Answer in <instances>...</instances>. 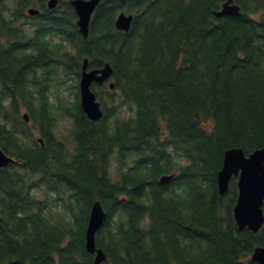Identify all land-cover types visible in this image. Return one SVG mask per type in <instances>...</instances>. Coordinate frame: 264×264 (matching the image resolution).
<instances>
[{
    "label": "trees",
    "instance_id": "trees-1",
    "mask_svg": "<svg viewBox=\"0 0 264 264\" xmlns=\"http://www.w3.org/2000/svg\"><path fill=\"white\" fill-rule=\"evenodd\" d=\"M223 1L103 0L85 38L69 0H0V146L16 159L0 168V264H94L96 199L103 264H259L264 227L239 229L236 178L221 195L217 174L227 149L264 146V0L217 17ZM85 56L115 69L113 90L94 87L98 121L80 104Z\"/></svg>",
    "mask_w": 264,
    "mask_h": 264
},
{
    "label": "water",
    "instance_id": "water-1",
    "mask_svg": "<svg viewBox=\"0 0 264 264\" xmlns=\"http://www.w3.org/2000/svg\"><path fill=\"white\" fill-rule=\"evenodd\" d=\"M101 1L70 0L78 16L77 25L84 37L89 36L93 13ZM58 2L59 0H49V8H55ZM28 12L35 15L39 13V9L31 7ZM214 12L217 17L234 15L241 12V7L235 3V0H226L221 9ZM133 19V14L123 11L116 20V27L129 31ZM88 65L89 59L85 58L80 79L81 105L90 119L99 120L103 118L104 110L92 84L94 82L102 84L106 79L111 78L114 68L110 62L92 70H88ZM110 87L114 88V82L110 83ZM24 117L27 121L30 120L29 113H25ZM40 141L43 143L41 138ZM13 161L15 159L0 147V167L7 166ZM233 177H237L239 190L233 208L235 220L241 230L247 228L258 232L264 225V146L255 149L249 155L242 147L227 149L224 153L223 165L217 174L218 189L221 195L228 191ZM172 178L173 175L165 174L161 176L160 181L166 183ZM106 216L107 212L101 200H94L85 230V247L88 252L94 254V264H102L107 260L106 251L97 245V233L105 222ZM252 259L259 264H264L263 245L254 249Z\"/></svg>",
    "mask_w": 264,
    "mask_h": 264
},
{
    "label": "rangeland",
    "instance_id": "rangeland-1",
    "mask_svg": "<svg viewBox=\"0 0 264 264\" xmlns=\"http://www.w3.org/2000/svg\"><path fill=\"white\" fill-rule=\"evenodd\" d=\"M28 21H31V20L28 18L25 22H28ZM71 98H73V96H71ZM122 110H123V112L125 114L129 113L124 108H122ZM69 125H70V121L68 120V117H65V118L59 120L58 126H59V134H60V136H62L63 133L67 132L66 130H67Z\"/></svg>",
    "mask_w": 264,
    "mask_h": 264
},
{
    "label": "flooded vegetation",
    "instance_id": "flooded-vegetation-1",
    "mask_svg": "<svg viewBox=\"0 0 264 264\" xmlns=\"http://www.w3.org/2000/svg\"><path fill=\"white\" fill-rule=\"evenodd\" d=\"M103 85L106 86L107 85V82H105Z\"/></svg>",
    "mask_w": 264,
    "mask_h": 264
},
{
    "label": "bare ground",
    "instance_id": "bare-ground-1",
    "mask_svg": "<svg viewBox=\"0 0 264 264\" xmlns=\"http://www.w3.org/2000/svg\"><path fill=\"white\" fill-rule=\"evenodd\" d=\"M71 4V3H70ZM73 7V6H72ZM75 11V10H74Z\"/></svg>",
    "mask_w": 264,
    "mask_h": 264
}]
</instances>
